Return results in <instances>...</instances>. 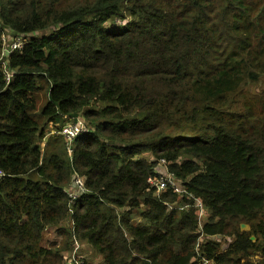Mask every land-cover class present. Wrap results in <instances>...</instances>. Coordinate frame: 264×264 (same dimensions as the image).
Here are the masks:
<instances>
[{
	"label": "trees",
	"instance_id": "16d2710c",
	"mask_svg": "<svg viewBox=\"0 0 264 264\" xmlns=\"http://www.w3.org/2000/svg\"><path fill=\"white\" fill-rule=\"evenodd\" d=\"M0 172V264H264V0H0Z\"/></svg>",
	"mask_w": 264,
	"mask_h": 264
},
{
	"label": "built area",
	"instance_id": "2783aa9c",
	"mask_svg": "<svg viewBox=\"0 0 264 264\" xmlns=\"http://www.w3.org/2000/svg\"><path fill=\"white\" fill-rule=\"evenodd\" d=\"M24 45V42L21 39H16L11 44L9 50H17L22 49ZM7 50V49H5ZM9 54L8 52L6 53ZM87 132V129L84 126V122L82 120H76V123L74 125H71V127L68 129L65 127L64 131L62 132V135L66 138L68 144H72V141L79 137L82 133ZM162 166L166 167V164L162 162ZM4 177V174L0 172V179ZM75 184L78 186V191L81 193H85V185L83 179L76 178ZM150 186L156 190L157 195L172 190L174 193L178 194H184L185 191L182 190L179 183L175 180L174 175H172L169 170H165L164 173L160 176H158L156 179H150L149 180ZM193 198L192 196H188V198ZM194 203L192 207L196 210L198 214V219L200 221L201 226L203 224L201 223V219L204 217L205 213L207 212V209L203 202L201 200L193 199ZM205 225V224H204ZM202 244V240H200L198 247ZM78 247L79 244L76 242L73 252L67 253L68 256L64 257L65 264H85V258L81 253H78ZM202 264H213L212 261L207 260L204 256L200 255Z\"/></svg>",
	"mask_w": 264,
	"mask_h": 264
},
{
	"label": "rangeland",
	"instance_id": "374dc122",
	"mask_svg": "<svg viewBox=\"0 0 264 264\" xmlns=\"http://www.w3.org/2000/svg\"><path fill=\"white\" fill-rule=\"evenodd\" d=\"M37 98L40 100L39 103H38V108L41 109L45 103L47 102V99H46V94L45 93H41V94H37ZM76 123V119H72L70 121V123H67L64 127L66 128H70L71 125H74ZM58 125H51L48 129V137L52 136V135H56V136H62L65 140V142H67L66 138L62 135V131H60V129H58ZM63 127V128H64ZM174 135H180V136H187L189 135L188 133H185L184 130L182 129H176V131H174ZM45 146V143L43 144V147ZM189 200L193 201L194 198H188ZM146 223V221L140 217H136L135 219V223ZM209 222V213L208 211L205 213L204 217L201 219V223L204 225L205 223H208ZM67 226V225H66ZM247 226L248 228L245 229V230H241L242 231H245V232H249L251 235L253 234L252 233V228L251 226L249 225H245ZM237 227V224L235 225L234 228ZM44 238H45V246L48 247L50 243H55V242H60L61 241V236L58 235L57 231L55 229H49V230H46L45 231V234H44ZM203 240V238H202ZM230 242L231 240L230 239H227L226 242ZM253 241H255V238H253ZM68 256V254H66V257ZM98 258L101 259V257H99L98 255H96L94 253V255H92L90 257V264H101L98 260ZM261 259V256L260 254L259 255H255L253 258H252V263L256 264L259 260ZM102 261V259H101Z\"/></svg>",
	"mask_w": 264,
	"mask_h": 264
},
{
	"label": "crops",
	"instance_id": "0c3cea01",
	"mask_svg": "<svg viewBox=\"0 0 264 264\" xmlns=\"http://www.w3.org/2000/svg\"><path fill=\"white\" fill-rule=\"evenodd\" d=\"M136 217H140V218L144 219L143 217L140 216V213L135 212V213L133 214V216H132V223H134L135 225H139V224L144 225V224H146L145 222H144V223H135V219H136ZM145 221H146V220H145ZM71 232L74 234V227H73V229H71ZM76 242L79 244V247H78V253H81V254L84 256V258H85V262H87L86 264H90V257H91L92 255H94V253H95L96 255H98V254H97L93 249H91V247L89 246V244L82 242V241L79 240L75 235H74V241H73V245H72L71 253H72L73 250H74V247H75V243H76ZM69 253H70V252H69ZM98 256H99V255H98ZM99 257H100V256H99ZM101 259H102V257H101ZM101 259L98 258L99 262H100L101 264H104L103 259H102V261H101Z\"/></svg>",
	"mask_w": 264,
	"mask_h": 264
},
{
	"label": "water",
	"instance_id": "95a60500",
	"mask_svg": "<svg viewBox=\"0 0 264 264\" xmlns=\"http://www.w3.org/2000/svg\"><path fill=\"white\" fill-rule=\"evenodd\" d=\"M247 228H248L247 226L242 225V230H245V229H247Z\"/></svg>",
	"mask_w": 264,
	"mask_h": 264
}]
</instances>
